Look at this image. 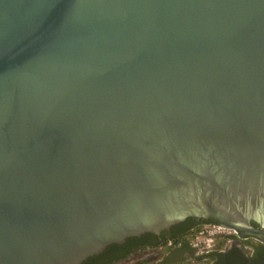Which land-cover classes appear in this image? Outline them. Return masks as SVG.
<instances>
[{"label": "water", "instance_id": "1", "mask_svg": "<svg viewBox=\"0 0 264 264\" xmlns=\"http://www.w3.org/2000/svg\"><path fill=\"white\" fill-rule=\"evenodd\" d=\"M190 216L264 243V0H0V264Z\"/></svg>", "mask_w": 264, "mask_h": 264}, {"label": "flooded vegetation", "instance_id": "2", "mask_svg": "<svg viewBox=\"0 0 264 264\" xmlns=\"http://www.w3.org/2000/svg\"><path fill=\"white\" fill-rule=\"evenodd\" d=\"M250 222L253 226L257 225L253 220ZM207 224L214 225L220 224V222L214 219L190 216L170 225L167 229L161 230L159 233H153L156 237L153 235L143 237L141 235L144 233H142L137 236H131L132 238L129 241L125 239L122 243L117 244L121 245L123 250L135 248L126 257H132L133 262L131 264L264 263V243L251 236H240L235 231H232V229L218 235L212 242L196 239L195 232L202 225ZM155 239L158 244L151 245L150 243ZM104 249L101 251L104 254L100 258L105 260L121 251L115 248L110 249L111 251ZM146 250L150 251V256L143 257L138 255ZM121 260L116 261V263Z\"/></svg>", "mask_w": 264, "mask_h": 264}, {"label": "trees", "instance_id": "3", "mask_svg": "<svg viewBox=\"0 0 264 264\" xmlns=\"http://www.w3.org/2000/svg\"><path fill=\"white\" fill-rule=\"evenodd\" d=\"M154 236V237H156L153 233H144V234H142L141 236H143V237H146V236ZM142 237V238H143ZM130 238H132V237H128V238H126V240H130ZM144 244V243H143ZM147 244V243H146ZM151 245H156V244H158V242L156 241V239L152 242V243H150ZM141 245V244H140ZM138 246V245H137ZM136 247V246H135ZM112 248H115V249H120L121 251L118 253V254H115V255H113V256H111L109 259H101L100 257L101 256H103V252H100V253H98V254H94V255H92V256H89V257H87L86 259H84L82 262H81V264H90V263H92V264H113L114 262H116V261H119V260H121V259H124V258H126L131 252H133L134 250H135V248H129V249H126V250H123V248H122V246L121 245H119V244H117V243H113V244H109V245H107L106 247H105V249L104 250H108L109 249V251H111L110 249H112ZM136 249H137V247H136ZM117 252V251H116Z\"/></svg>", "mask_w": 264, "mask_h": 264}, {"label": "built area", "instance_id": "4", "mask_svg": "<svg viewBox=\"0 0 264 264\" xmlns=\"http://www.w3.org/2000/svg\"><path fill=\"white\" fill-rule=\"evenodd\" d=\"M229 231L226 227L218 225H202L198 231L195 232V237L198 240L212 242L218 235ZM233 231V230H232Z\"/></svg>", "mask_w": 264, "mask_h": 264}, {"label": "rangeland", "instance_id": "5", "mask_svg": "<svg viewBox=\"0 0 264 264\" xmlns=\"http://www.w3.org/2000/svg\"><path fill=\"white\" fill-rule=\"evenodd\" d=\"M138 255L143 256V257H147V256H150L151 253L149 250H146L145 252L138 254ZM132 262H133L132 257H128L126 259L121 260L120 262H117V263L115 262L113 264H131Z\"/></svg>", "mask_w": 264, "mask_h": 264}]
</instances>
